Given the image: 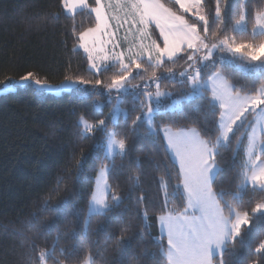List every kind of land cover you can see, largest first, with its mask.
Segmentation results:
<instances>
[{
  "label": "snow or ice",
  "instance_id": "6c2138e0",
  "mask_svg": "<svg viewBox=\"0 0 264 264\" xmlns=\"http://www.w3.org/2000/svg\"><path fill=\"white\" fill-rule=\"evenodd\" d=\"M52 7L53 11L32 18L38 23L30 20L28 30L46 28L62 15L71 17L72 52L82 50L86 54L88 74L65 75L60 85L53 86L29 71L11 85L0 80L4 84L0 92L31 84L42 93L104 96L111 105L104 116V105L96 102L92 112L82 111L73 124V135L79 141H91L69 173L78 184L85 180L92 184L82 226L87 250L81 258L77 241L61 249L62 259L53 264H68L73 258L77 264H96L93 248L99 239L88 240L92 219L109 218L126 200L134 213L128 222L124 221L126 208L96 233L97 237L106 233L105 244L115 241L119 252L115 264H129L128 250L138 236L133 220L144 224L143 236L147 237L143 253L133 257L141 264H243L235 257V250L244 246L258 223H264V2L58 0ZM79 15L89 16L90 26L77 30ZM178 64L182 68L179 73L174 70ZM5 80L12 78L6 76ZM163 83L178 85L181 90L166 91ZM128 96L132 107L122 108ZM145 124L146 132L161 140L164 153L165 173L158 180L163 192V204L156 216L158 238L148 232V200L142 187L146 173L139 157L132 158ZM76 147L81 145H74L73 158ZM223 152H231L232 158L224 160ZM97 160L98 170L92 163ZM86 167L95 171L94 181L85 175ZM169 168L177 180L172 194L168 192ZM229 168L237 170L229 181H239L236 192H217L216 179ZM119 175H126V190L112 183ZM181 189L183 206L173 209L170 204ZM245 194L262 198L251 212L241 207ZM79 195L73 185L70 198ZM226 195L230 199H225ZM49 200L45 199L41 207L42 212L53 214L48 221L33 213L14 229L20 241L17 264H47L54 256L59 237L51 249L39 251L38 240L67 215L59 207L50 208ZM62 203L67 205L69 199ZM71 215V238L75 240L80 233V212ZM113 222L119 226L118 237L112 230ZM254 251L256 264H264V239Z\"/></svg>",
  "mask_w": 264,
  "mask_h": 264
},
{
  "label": "trees",
  "instance_id": "16d2710c",
  "mask_svg": "<svg viewBox=\"0 0 264 264\" xmlns=\"http://www.w3.org/2000/svg\"><path fill=\"white\" fill-rule=\"evenodd\" d=\"M254 2L259 4L264 0H254ZM55 4H58V0H0V80H4L5 84H12V81L18 80L21 75L29 71L38 73L53 86L60 85L65 75L88 74L86 57L79 50L76 53L72 52L71 17L62 15L57 22L49 23L46 28L28 30L30 20L33 24L38 23L32 18L53 11L52 6ZM90 23L89 16L79 15L76 17L75 27L77 30H83L90 26ZM174 70L179 73L182 68L178 64ZM6 76L11 77L12 80H5ZM236 78L241 79L239 75ZM3 87L4 84H0V89ZM161 87L173 93L181 90L180 86L167 83H163ZM153 91H155L154 87ZM96 102L104 105L102 112L107 116L111 105L104 96L65 93L55 97L39 94L32 86H25L12 93L0 94V264H17L20 241L14 234V229L21 222L27 221L33 213H36L41 221H48L52 217L51 212L41 211L44 200L49 197V207H59L61 213L67 215V219H61L49 234L40 236L37 251L40 248L51 249L57 237L59 243L55 244V254L47 264L61 260L60 250L70 248L77 241H79L81 258L87 250L82 226L92 184L89 180L78 184L74 176L70 177L69 173L74 168L75 159L79 158L81 150L87 152L91 146V141L81 142L73 135L75 132L73 124L82 111L92 112ZM121 107L130 109L132 98L126 97ZM135 114L132 113L133 117ZM192 115L201 121L204 119L195 112H192ZM120 119L122 122V118ZM208 119L211 120L212 117L209 116ZM156 123H161L159 117ZM146 127V125L142 127L138 133V145L132 153V158L139 157L146 173L142 187L146 191L148 200V232L158 238L160 232L156 216L163 204V192L158 187V180L165 173L164 153L160 147L161 140L155 135L148 134ZM76 144H80L81 147L75 148V158H73ZM223 157L224 160H229L232 158V153L223 152ZM92 163L96 170L100 168V161ZM119 164L120 161L117 160V166ZM221 167L224 168L225 165L221 163ZM168 171L171 174L168 192L172 194L177 180L175 172L171 168ZM236 171L235 168H229L219 175L215 190L235 193L239 181L236 180L231 184L229 181ZM85 175L94 181L96 173L86 167ZM125 180L126 175H119L112 183L114 185L118 183L126 190ZM73 185L75 190L80 192L74 200L69 196ZM182 196L181 189L175 195L170 207L173 209L182 207L184 203ZM66 198L69 199V203L64 205L62 202ZM224 198L230 199L227 195ZM259 199L262 198L245 194L241 207L251 212V208ZM132 207L133 205L126 200L110 213L109 218L92 219L88 240L99 239V244L93 248L96 264H115L119 258L115 241L105 244L103 235L106 233L97 237V231L101 226L106 225L110 218L119 216L126 208L128 214L125 215L124 221L128 222L129 217L134 215ZM73 211L80 212V233L75 240L71 238L74 231L72 223L74 216L71 215ZM132 223L138 236L132 248L128 250L127 258L129 264H141L133 257L143 253V241L147 237L143 236L145 229L142 222L133 220ZM118 229L119 226L113 222L112 230L117 237L120 234ZM261 239H264V223H258L255 229L249 232L244 246H238L235 250V257L242 260L243 264H256L257 256L254 249ZM149 251L154 249L149 247ZM68 264H77V261L73 258Z\"/></svg>",
  "mask_w": 264,
  "mask_h": 264
},
{
  "label": "rangeland",
  "instance_id": "374dc122",
  "mask_svg": "<svg viewBox=\"0 0 264 264\" xmlns=\"http://www.w3.org/2000/svg\"><path fill=\"white\" fill-rule=\"evenodd\" d=\"M80 52H82V54L86 57V54H84L83 53V51L82 50H79ZM86 60H87V57H86ZM88 65V64H87ZM11 85V84H10ZM26 86H32L39 94H46V95H52V96H55V97H58V96H61V95H63V94H65V93H73V92H68V91H65V92H63L62 94H60V95H56V94H52V93H42L40 90H38V89H36L35 88V85H31V84H29V85H26ZM25 87V86H24ZM24 87H16V90L15 91H17V90H19V89H22V88H24ZM4 88V87H3ZM2 88V89H3ZM15 91H11V92H0V94H7V93H12V92H15ZM75 94H77V93H75ZM146 125V124H145ZM147 126V125H146Z\"/></svg>",
  "mask_w": 264,
  "mask_h": 264
},
{
  "label": "crops",
  "instance_id": "0c3cea01",
  "mask_svg": "<svg viewBox=\"0 0 264 264\" xmlns=\"http://www.w3.org/2000/svg\"><path fill=\"white\" fill-rule=\"evenodd\" d=\"M161 136H162V134H161ZM158 230H159V232H160V229H159V224H158Z\"/></svg>",
  "mask_w": 264,
  "mask_h": 264
}]
</instances>
